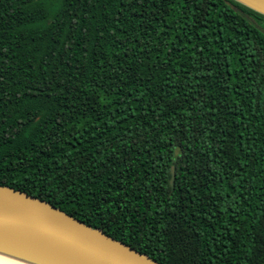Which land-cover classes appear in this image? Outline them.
Segmentation results:
<instances>
[{
	"label": "trees",
	"instance_id": "16d2710c",
	"mask_svg": "<svg viewBox=\"0 0 264 264\" xmlns=\"http://www.w3.org/2000/svg\"><path fill=\"white\" fill-rule=\"evenodd\" d=\"M0 185L159 264H264V16L0 0Z\"/></svg>",
	"mask_w": 264,
	"mask_h": 264
},
{
	"label": "water",
	"instance_id": "95a60500",
	"mask_svg": "<svg viewBox=\"0 0 264 264\" xmlns=\"http://www.w3.org/2000/svg\"><path fill=\"white\" fill-rule=\"evenodd\" d=\"M264 16V0H234ZM0 251L36 264H159L48 202L0 185Z\"/></svg>",
	"mask_w": 264,
	"mask_h": 264
},
{
	"label": "bare ground",
	"instance_id": "6f19581e",
	"mask_svg": "<svg viewBox=\"0 0 264 264\" xmlns=\"http://www.w3.org/2000/svg\"><path fill=\"white\" fill-rule=\"evenodd\" d=\"M0 264H36L0 251Z\"/></svg>",
	"mask_w": 264,
	"mask_h": 264
}]
</instances>
